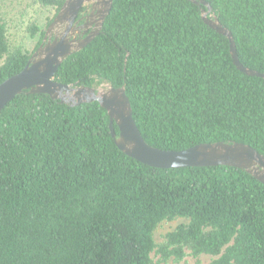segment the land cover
Here are the masks:
<instances>
[{
  "label": "trees",
  "instance_id": "obj_1",
  "mask_svg": "<svg viewBox=\"0 0 264 264\" xmlns=\"http://www.w3.org/2000/svg\"><path fill=\"white\" fill-rule=\"evenodd\" d=\"M28 1L50 13L47 28L65 0ZM206 1L241 63L264 72V0ZM27 31L39 36L33 50L11 43L0 12V83L44 42L36 21ZM54 80L126 85L154 147L238 141L264 154V78L235 66L228 38L189 0H114L101 33ZM109 123L98 102L28 90L0 112V264H264V184L225 165L149 166L117 147ZM178 219L188 222L157 242L158 226Z\"/></svg>",
  "mask_w": 264,
  "mask_h": 264
},
{
  "label": "water",
  "instance_id": "obj_2",
  "mask_svg": "<svg viewBox=\"0 0 264 264\" xmlns=\"http://www.w3.org/2000/svg\"><path fill=\"white\" fill-rule=\"evenodd\" d=\"M201 9L204 22L226 36L235 66L248 76L264 78V72L241 63L233 33L224 26L206 0H189ZM114 0H65L63 6L48 25L44 42L33 52L27 65L19 73L0 83V112L24 91L44 93L70 106L98 102L110 117L109 128L117 147L126 155L152 167L163 169L231 166L245 170L264 184V154L249 144L238 141L200 143L183 150H164L144 139L133 115L126 85L111 84L86 86L64 84L54 80L60 65L72 53L80 51L102 31ZM92 7L87 22L78 26L81 11ZM94 26L87 35L89 27ZM117 124L119 133L114 124Z\"/></svg>",
  "mask_w": 264,
  "mask_h": 264
},
{
  "label": "rangeland",
  "instance_id": "obj_3",
  "mask_svg": "<svg viewBox=\"0 0 264 264\" xmlns=\"http://www.w3.org/2000/svg\"><path fill=\"white\" fill-rule=\"evenodd\" d=\"M0 12L8 21V33L11 43L14 46L21 45L29 50H33L39 41V36L35 38L31 37L27 28L30 23L36 21L38 26L46 31L47 17L50 13L45 9L30 5L28 0H0ZM182 222H188V220L178 219L161 223L155 231L156 241H163L165 235L173 231ZM158 258L156 257V260ZM213 258L210 255H203L200 261L202 264H207ZM169 264L175 263L171 260ZM180 264H195V260L191 256H188Z\"/></svg>",
  "mask_w": 264,
  "mask_h": 264
},
{
  "label": "flooded vegetation",
  "instance_id": "obj_4",
  "mask_svg": "<svg viewBox=\"0 0 264 264\" xmlns=\"http://www.w3.org/2000/svg\"><path fill=\"white\" fill-rule=\"evenodd\" d=\"M91 13H92V7L85 9L84 14L80 15V17H82V19L78 23V26L84 25L87 22L89 16H91ZM93 28H94V26L89 27V29L87 30L85 35H87L91 30H93ZM43 41H44V38H43Z\"/></svg>",
  "mask_w": 264,
  "mask_h": 264
}]
</instances>
